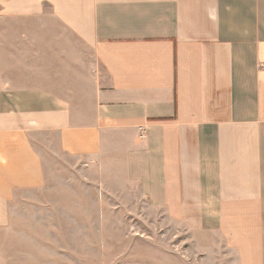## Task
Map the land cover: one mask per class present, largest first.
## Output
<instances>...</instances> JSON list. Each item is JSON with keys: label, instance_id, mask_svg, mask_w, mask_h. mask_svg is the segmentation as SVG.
Returning a JSON list of instances; mask_svg holds the SVG:
<instances>
[{"label": "crops", "instance_id": "obj_1", "mask_svg": "<svg viewBox=\"0 0 264 264\" xmlns=\"http://www.w3.org/2000/svg\"><path fill=\"white\" fill-rule=\"evenodd\" d=\"M64 156L264 264V0H0V227Z\"/></svg>", "mask_w": 264, "mask_h": 264}, {"label": "rangeland", "instance_id": "obj_2", "mask_svg": "<svg viewBox=\"0 0 264 264\" xmlns=\"http://www.w3.org/2000/svg\"><path fill=\"white\" fill-rule=\"evenodd\" d=\"M97 169L67 156L48 164L47 185L10 206L0 264H232L214 244L201 251L209 239L158 219L119 175Z\"/></svg>", "mask_w": 264, "mask_h": 264}]
</instances>
